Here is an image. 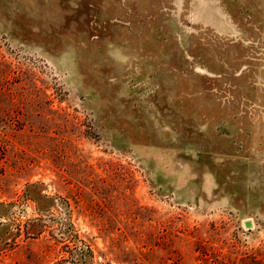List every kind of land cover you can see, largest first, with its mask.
Returning a JSON list of instances; mask_svg holds the SVG:
<instances>
[{
	"label": "rangeland",
	"instance_id": "obj_1",
	"mask_svg": "<svg viewBox=\"0 0 264 264\" xmlns=\"http://www.w3.org/2000/svg\"><path fill=\"white\" fill-rule=\"evenodd\" d=\"M0 264H264V0H0Z\"/></svg>",
	"mask_w": 264,
	"mask_h": 264
}]
</instances>
